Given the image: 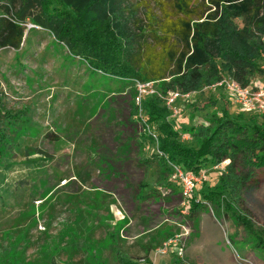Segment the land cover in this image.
Returning <instances> with one entry per match:
<instances>
[{
    "label": "rangeland",
    "instance_id": "obj_1",
    "mask_svg": "<svg viewBox=\"0 0 264 264\" xmlns=\"http://www.w3.org/2000/svg\"><path fill=\"white\" fill-rule=\"evenodd\" d=\"M28 24L18 50L0 49V136H4L0 146V264H102L100 256L116 257L110 243L102 242V226L87 223L93 212L99 215L103 211L87 203H94L106 190L122 189L128 190L129 201L137 204L131 220L140 226L165 220V224L177 222L180 226L174 225L177 231L168 237L183 235L180 242L160 247L158 252L164 253L153 254L157 260L151 257L155 264H178L184 259V249L182 257L176 255L177 249L184 247L191 225L196 228L200 220L191 223L195 215L189 214L190 207L183 199L181 210L186 214L180 213L179 206L172 210L167 202L171 196L168 191L179 186L171 181V169L161 160L155 144L142 137L137 119L143 112L134 115V105H140L138 85L94 71L49 33L30 29ZM235 24L243 26L242 20H235ZM258 65L264 68V60ZM229 79L224 75L190 98L177 99L172 107L167 106L166 97L180 94L178 91L162 95L161 82L144 88L145 94L154 92L167 108L168 121L180 140L196 150L211 115L224 108L231 116L242 113L245 120L255 118L264 123V114L241 110L231 93L216 87ZM252 86L264 89V76L255 75ZM237 167L242 178L237 185L240 191L232 192L231 187L221 191L217 186L264 239V169L244 171L239 164ZM226 168L220 171L211 163L204 166L205 179L193 197L197 196L201 207L218 221L224 248L232 254L229 264H237L236 255L251 264H264V252L251 247V237L236 225L225 204L218 199L205 202L199 196L206 183L211 189L216 186L210 175L227 181ZM227 182L232 184L233 180ZM148 188L154 190L149 196L139 194ZM115 202V214L124 221L125 204L118 197Z\"/></svg>",
    "mask_w": 264,
    "mask_h": 264
},
{
    "label": "trees",
    "instance_id": "obj_2",
    "mask_svg": "<svg viewBox=\"0 0 264 264\" xmlns=\"http://www.w3.org/2000/svg\"><path fill=\"white\" fill-rule=\"evenodd\" d=\"M0 5V49L18 50L28 22L94 71L136 84L161 82L164 96L194 94L224 75L241 87L250 86L255 75L264 76L258 65L264 60V0H0ZM134 106L135 116L143 112L137 119L142 137L155 144L169 170L171 164L198 174L209 163L229 160L226 179L233 183L213 175L216 186L206 183L199 196L224 203L251 237V247L264 252V239L221 192L241 190L237 164L244 171L264 169V123L245 120L242 113L231 116L224 108L211 115L195 150L180 140L155 93L141 96L139 107ZM190 202L195 215L201 202Z\"/></svg>",
    "mask_w": 264,
    "mask_h": 264
},
{
    "label": "crops",
    "instance_id": "obj_3",
    "mask_svg": "<svg viewBox=\"0 0 264 264\" xmlns=\"http://www.w3.org/2000/svg\"><path fill=\"white\" fill-rule=\"evenodd\" d=\"M154 154L155 153H152L151 155ZM213 175L214 174L210 175L208 178H211ZM113 179L117 180V178ZM115 184L118 186V183ZM151 189L152 188L141 190L139 194L141 196L145 194L149 196L152 191H154ZM127 191L128 190L123 189L106 190L105 194H101L100 198H96L94 203H87L91 204L90 206L92 208L99 206L101 208L100 212L103 211V213H100L99 215L93 212V216L88 217V225L90 224L93 227L102 226L100 227L103 229L102 242L110 243L112 247L110 248V251H115L117 254L116 257H114L115 255L113 254H105L104 256L99 255L100 259L102 264H114V262L116 264H124L127 261H132L136 264L139 258H145L148 262H151L148 264H155L151 260V257L156 259L153 254H155V252L163 245L169 235L176 233L177 228L180 226L177 222H169L168 224H165L164 222L166 220L154 226H140L131 220L132 217L135 216L134 212L138 207L136 206L137 204L129 201ZM94 195L96 194L94 193ZM115 196H117L118 199L122 200L125 204L123 213L125 217L126 215L127 217L124 221L120 220L121 215L119 217L115 214V200L117 198ZM193 198L196 199V202L199 201L197 196H194ZM168 199L169 200L167 202L171 205L172 210L175 209L176 206H179L180 208L178 207V209L180 210L183 209L184 202L181 198L179 188L177 189L172 187L171 196ZM138 201L139 200L136 199V202ZM187 204L189 205V210L191 212L192 206L190 200ZM184 208L187 210L188 206ZM180 213L186 214L187 212L181 210ZM96 218H98L97 221ZM196 218H199L200 221L196 225V228H193L191 225L192 229L190 234H187L186 236V242L183 247L184 259H180L179 262H176H178V264H229V259L232 258V254L229 250L224 248V238L216 218L203 207L196 212L195 216L191 220V223H193L192 221ZM160 229H162L161 232H159ZM91 235H93V232H91ZM192 235L195 237L192 238ZM118 256L122 258L123 263L119 262L117 259ZM171 260L172 256L170 257L169 262H171Z\"/></svg>",
    "mask_w": 264,
    "mask_h": 264
},
{
    "label": "built area",
    "instance_id": "obj_4",
    "mask_svg": "<svg viewBox=\"0 0 264 264\" xmlns=\"http://www.w3.org/2000/svg\"><path fill=\"white\" fill-rule=\"evenodd\" d=\"M28 25H29L28 28H30V29L38 28L36 26L31 25L30 23ZM24 27H26L25 24H24ZM137 85L139 88V97L137 98V100L139 101L141 96H143L146 93L145 88H144V86L146 84L137 83ZM216 87H223L229 93H231L236 105L241 110L254 111V112H257L259 114H264V89H259L258 87H260V86H258V87L254 86V88H256V89H254L253 86H252V88L250 86L241 87L239 84H237L236 82L229 79L226 82H220V83L216 84ZM152 93H154V92H151L150 94H152ZM183 97L188 99L190 97V94L180 95L178 93H172V94L170 93L166 97V104L168 107H172V106H174V103L177 99L183 98ZM173 109H174V107H173ZM174 111H175V109H174ZM175 113H176V111H175ZM183 139L187 140L188 137L183 136ZM228 164H229V160H224L219 165H216V166H217L218 170L223 171L228 166ZM169 167L171 169V173H170L171 181L174 184H177L179 186L181 198L185 202L188 203L189 200H191V198H193V193H194V190L196 189V187L201 185L202 182L204 181L205 172H203L201 170V171H199L198 174H194V173L184 171V170L180 169L179 167L171 165V164H169ZM168 194H171V191H168ZM181 237H183V235L175 236L174 239H167V241L164 242L162 246L164 248H166L167 245L180 242ZM227 244H229V243L227 242ZM159 250H160V248L155 253L156 254L164 253L162 251L158 252ZM176 255L178 257H182L183 245L179 246V248L177 249ZM145 262H146L145 258H140L137 261V264H145ZM235 262L237 264H251V262L249 260L241 258L237 255L235 256Z\"/></svg>",
    "mask_w": 264,
    "mask_h": 264
}]
</instances>
